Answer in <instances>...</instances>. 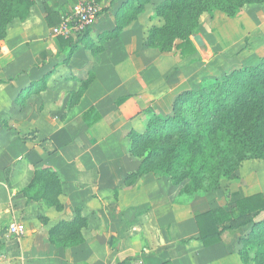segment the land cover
<instances>
[{"label": "rangeland", "instance_id": "374dc122", "mask_svg": "<svg viewBox=\"0 0 264 264\" xmlns=\"http://www.w3.org/2000/svg\"><path fill=\"white\" fill-rule=\"evenodd\" d=\"M78 1L81 0H0V65L26 58L24 51L15 48L16 41L14 53L9 52L8 40L11 30L26 29L27 47L32 49L35 62L27 70L40 77L42 72L35 65L52 64L31 91H19L16 102L26 107L32 94L39 97L45 90L51 100L41 114L34 116V128L22 136L35 143L44 142L48 154L55 155L59 149L38 125L50 131L65 129L63 139L56 142L61 143L62 150L72 151L64 153L69 156L68 173L80 171L84 153L93 143L102 141L92 148L95 152L90 156L100 155V160L112 157L115 174L125 175V190L136 192L125 194L123 212L118 208L119 193L115 190V220L109 222L107 230L102 227L103 214L89 219L79 209L70 219L59 212H49L35 220L23 214L25 234H10L7 224L0 229V236L9 235L3 242L0 238V264H110L127 260L145 264L168 260L176 264H264V223L239 226L247 218L233 219L231 223L238 230L230 232L222 226L226 243L221 241L216 243L219 246L211 247L216 244L205 246L199 238L195 218L200 213L217 215L222 208L227 210L249 195L264 196V143L247 139L252 123L250 112L240 116L235 136L212 133L207 143L211 158L204 169L200 165L196 170L189 168L184 146L176 145L174 139L158 138L141 153L135 148V134L164 132L165 123L159 115H166L168 104L172 106L176 101L177 105L182 95L203 82L263 60L264 0L242 6H237L236 0H88L109 9L103 19L104 30L97 41L91 34L81 39L80 52L68 58L72 49L69 45L62 49L54 29ZM197 35L201 42L196 40ZM186 38L194 41L197 51L181 59L176 44ZM90 55L98 60H90ZM74 61L79 63L78 68ZM23 65L17 62L14 71H26ZM109 65L122 81L125 79V84H117L113 76L114 96L98 99L100 89L107 85H99L96 80L100 73L113 74ZM122 95L125 108L119 106ZM127 95L139 97L127 101ZM32 103L38 107L41 104L39 100ZM88 112L90 120L85 119ZM1 118L9 126V119ZM140 125L144 126L142 132L137 129ZM161 142L168 149L174 147V151L164 154L166 150L155 149ZM52 172L50 168L36 170L38 178H50ZM131 209L147 217L125 237L124 216ZM40 223L43 227L38 228ZM30 227L60 252L35 261L25 239L30 236ZM104 230L107 235H103Z\"/></svg>", "mask_w": 264, "mask_h": 264}, {"label": "crops", "instance_id": "0c3cea01", "mask_svg": "<svg viewBox=\"0 0 264 264\" xmlns=\"http://www.w3.org/2000/svg\"><path fill=\"white\" fill-rule=\"evenodd\" d=\"M108 12L101 15L92 26L89 34H91V38L94 41L99 40V35L104 30L103 19L106 20L107 16L105 15ZM10 32V37L8 38L10 40L9 43H11L9 45V52L14 53L13 49L16 41L17 47L15 48L24 51L26 58L24 60L18 58L16 62L14 61L10 65L7 63L0 65V118L4 116L9 119V126L4 125L2 122L3 118L0 119V229L6 226V224L9 227L13 222L24 223L21 220L23 214H26L27 218L35 220L39 219L40 215H47L49 212H59V215L63 214V217L70 219L75 216L78 209L89 219H94L96 214H103L102 217L105 224H102V227L106 228V230L110 229L109 222L115 220V190L118 189L119 193L117 204L118 208L120 207V211L125 210V194L131 193L135 195L136 191L132 189L130 191L125 190V182H123L125 175H122V173L115 174L113 170L114 159L112 157L106 156L100 160V155L94 154V156H90L91 153L95 152L92 148L97 147L102 141H96L93 143L94 146L89 148V152L84 153L82 157L83 166L80 167V171L68 173L66 168L69 156H66L64 153H72V151L71 149H68V152L62 150L61 143L57 144L56 142L58 139H63L66 132L65 129L50 131L44 126L38 125V129L47 133L50 142L55 144L56 148L59 149L58 154L55 155L48 154L47 149L44 147V142L35 143L32 139L22 136L23 133L25 134V132L34 128V116L41 114L44 105L48 106V102L51 99L50 94L46 90L40 96L37 95L39 97H36V94H32L30 101L39 100L41 102L40 107L34 106L35 104L33 103L31 105L30 102L26 107L22 108L16 102L17 95L20 90L26 89V91H31L52 63L47 62L45 64L44 62H38L41 65H35L42 72L40 77L33 70H27V67L31 66V63L34 62L32 49L30 50L27 47L29 33L24 28H19L17 31L11 30ZM60 46L64 49L68 45L65 46L60 43ZM80 50L81 48L78 47L73 53L74 56ZM2 55L0 54V57ZM94 59L98 60V58L90 55V60ZM19 61L24 64L23 66L25 67L23 68H26V71H14ZM50 61L52 60L50 59ZM74 62L73 64L78 68L79 63L77 61ZM53 64H55V61H53ZM108 67L113 71V74L111 72L108 75L100 73L96 80L99 85H103V83L107 85L106 89H100L98 99H102V96H105V99L114 96L113 76L116 77L117 84H125V79L122 81L121 77L119 78L114 72V67L112 65ZM97 70L100 71L99 65L97 66ZM49 80L48 78L47 84H49ZM108 84H111V86ZM58 96L60 95L58 94ZM122 96L119 106L125 108V95ZM126 97L127 101L135 100L139 95H127ZM170 107V104L166 106L164 114L170 112ZM21 116H25L26 118L18 119ZM140 118H138V121ZM137 129L142 132L144 126L140 125ZM69 147L71 148V144ZM39 168H50V170H53L52 176L47 179L45 177L38 178L36 170ZM134 207H137V205ZM131 211L129 214L126 211L124 216L125 237L130 236L132 234L130 231L141 226L143 220L147 217L146 215H140L138 211H133V209ZM137 220L138 222L135 223ZM39 225L37 226L38 228L43 227L41 223ZM33 229H35L34 226ZM32 230L30 227L27 232L30 236L25 237V239L29 243L28 250H32L34 253L33 259L35 261L45 260L49 255H57L60 252L49 239H45L43 235H39V231L34 233ZM103 233H105L103 235H107V231L104 230ZM4 236L9 237L8 233L0 236L1 242L5 241ZM222 243L225 244L226 241L223 239ZM219 245L220 243L211 247ZM169 261L172 264H176V261Z\"/></svg>", "mask_w": 264, "mask_h": 264}, {"label": "trees", "instance_id": "16d2710c", "mask_svg": "<svg viewBox=\"0 0 264 264\" xmlns=\"http://www.w3.org/2000/svg\"><path fill=\"white\" fill-rule=\"evenodd\" d=\"M236 1L237 6H242L247 2L260 0ZM107 10L106 7L102 8L97 19ZM91 29L92 26H88L81 33L68 38L58 36L63 45H69L72 49L68 58L78 48V42L89 35ZM176 48L181 59L188 58L197 51L194 41L190 38L177 43ZM246 112L252 115L251 129L247 139L254 143H264V58L255 66H244L220 79H214L206 84L203 82L199 88L182 95L177 105L176 101L172 104L168 114L159 115L160 121L165 123L164 132L153 135L135 134L138 137L135 148L141 153L158 138L174 139L176 145L184 146V153L189 156V168L196 170L200 165V169H204L211 158V148L207 143L212 133L216 131L235 136L238 120ZM85 119L90 120L91 113L88 112ZM147 128H150V123ZM155 149H160V152L166 150L164 154H168L175 148L168 149L165 143L161 142ZM220 211L221 213L217 215L200 213L195 217L199 238L205 246L221 242L223 229H229L230 232L238 230L231 223L238 217L247 218L239 226L251 222L256 225L264 223V196L261 193L246 196L237 200L236 204L229 209L222 208ZM222 226H224L223 229ZM162 264H172V262L168 260Z\"/></svg>", "mask_w": 264, "mask_h": 264}, {"label": "built area", "instance_id": "2783aa9c", "mask_svg": "<svg viewBox=\"0 0 264 264\" xmlns=\"http://www.w3.org/2000/svg\"><path fill=\"white\" fill-rule=\"evenodd\" d=\"M101 10L100 6L93 1L81 0L72 5L63 15L61 23L55 27L54 33L57 36L68 38L81 33L88 26H93L97 15ZM9 232L14 235L25 234L26 225L23 222H13L8 227ZM111 264H145L143 261L127 260L125 262H113Z\"/></svg>", "mask_w": 264, "mask_h": 264}, {"label": "water", "instance_id": "95a60500", "mask_svg": "<svg viewBox=\"0 0 264 264\" xmlns=\"http://www.w3.org/2000/svg\"><path fill=\"white\" fill-rule=\"evenodd\" d=\"M196 40L198 41V42H201V37L200 36H196Z\"/></svg>", "mask_w": 264, "mask_h": 264}]
</instances>
